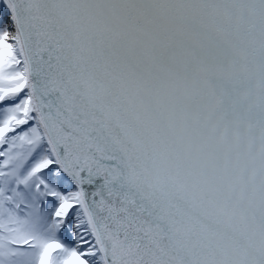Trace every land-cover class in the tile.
Here are the masks:
<instances>
[{
	"label": "snow or ice",
	"instance_id": "1",
	"mask_svg": "<svg viewBox=\"0 0 264 264\" xmlns=\"http://www.w3.org/2000/svg\"><path fill=\"white\" fill-rule=\"evenodd\" d=\"M0 264H264V0H0Z\"/></svg>",
	"mask_w": 264,
	"mask_h": 264
}]
</instances>
